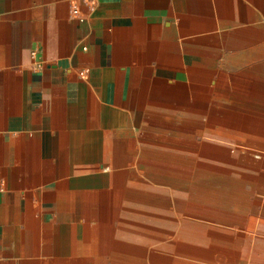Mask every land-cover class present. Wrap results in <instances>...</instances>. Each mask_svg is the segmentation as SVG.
Masks as SVG:
<instances>
[{
  "label": "crops",
  "instance_id": "crops-1",
  "mask_svg": "<svg viewBox=\"0 0 264 264\" xmlns=\"http://www.w3.org/2000/svg\"><path fill=\"white\" fill-rule=\"evenodd\" d=\"M0 264H264V0H0Z\"/></svg>",
  "mask_w": 264,
  "mask_h": 264
}]
</instances>
